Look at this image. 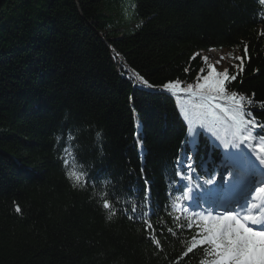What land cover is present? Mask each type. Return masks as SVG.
I'll use <instances>...</instances> for the list:
<instances>
[{
  "label": "trees",
  "instance_id": "1",
  "mask_svg": "<svg viewBox=\"0 0 264 264\" xmlns=\"http://www.w3.org/2000/svg\"><path fill=\"white\" fill-rule=\"evenodd\" d=\"M225 50L237 56L228 70L236 77L228 90L253 100L245 107L258 126L250 128L251 140L244 145L259 161L264 148V5L259 0H4L0 264L211 259L201 248L184 255L196 230H189L183 217L174 218L180 209L172 205L187 185L176 175L187 172V146L198 155L191 158L199 208L208 204L206 191L218 189L224 170L239 174L237 180L258 171L233 155L247 157L243 146L223 147L232 129L224 114L218 113L214 124L211 118L199 121L192 114L196 97L163 86L202 83L210 63L205 54ZM216 146L215 156L199 157L204 148ZM70 170L84 171L96 186L87 179L74 187ZM101 196L116 209L111 220ZM145 217L152 225L148 232L141 223Z\"/></svg>",
  "mask_w": 264,
  "mask_h": 264
},
{
  "label": "snow or ice",
  "instance_id": "2",
  "mask_svg": "<svg viewBox=\"0 0 264 264\" xmlns=\"http://www.w3.org/2000/svg\"><path fill=\"white\" fill-rule=\"evenodd\" d=\"M259 2L264 5V0H259ZM204 59L207 60V57ZM201 79L202 83L198 81L197 84H189L186 88L181 87L180 81L166 83L163 87L169 92H186L196 97L199 103L192 106L194 109L192 114L199 121H208L211 118V122L214 124L220 119L218 113L226 114L231 122L232 129L230 138L224 139L223 147L225 149H240L242 143L251 140L250 128L258 126L253 118L248 116L245 107L246 105H252L253 100L250 97L228 90L226 85L235 80L236 77L234 75L230 76L227 69L221 73L217 71L215 66L209 65L207 75H203ZM143 83L147 85L148 82L143 81ZM196 89L199 90L196 91ZM223 101L228 103L225 104ZM96 139L97 141L100 140V133L96 134ZM261 139L264 140V137ZM191 142H197L195 136H193ZM233 155L246 163L250 169L255 168L250 156L245 157L241 152ZM257 158L260 164L264 165V148L259 150ZM184 168L187 169V172L177 171L176 173L180 180L188 181L186 190L183 191L182 197L178 200L196 201V207H201L199 203L201 198L194 194L192 186L193 166L191 156L188 157ZM67 175L73 181L74 187H83L87 183V174L84 171L70 170ZM206 183L212 184L213 181L208 180ZM196 187L199 188V185ZM218 191V189H208L205 195L209 198H215ZM254 191L255 196H251L249 193L251 200L255 201L264 196V187L254 188ZM101 199L103 200L102 207L109 210L108 219L111 220L112 216L116 214V209L109 200L104 199L103 196H101ZM172 207L180 209V212L174 217L175 219L179 220L183 217L187 222L186 227L189 230L193 228L196 230L184 255L201 248L204 256L211 258L202 260L201 264H264V231H254L252 227H249V224H264V212L260 211L261 208H264V203L257 204L253 202L249 204L246 199L244 207L246 209L250 208L252 212L242 216L237 215L232 210H225L223 213L217 212L211 204L207 208H202L199 212H188L187 207L179 203L172 205ZM136 210L137 206L133 204L131 211L135 213ZM16 211H21L18 205ZM186 212L188 214L185 216L184 213ZM145 223L147 228L152 227L149 222L146 221ZM180 226L183 227V225ZM152 240L157 247L160 246V241L155 236L152 237Z\"/></svg>",
  "mask_w": 264,
  "mask_h": 264
},
{
  "label": "rangeland",
  "instance_id": "3",
  "mask_svg": "<svg viewBox=\"0 0 264 264\" xmlns=\"http://www.w3.org/2000/svg\"><path fill=\"white\" fill-rule=\"evenodd\" d=\"M232 56H233V58L231 59ZM204 57H207V60L210 62L209 65L215 66L217 71L222 73L225 69L229 70L230 67L233 66V65H231V62H233V59L235 60L237 56H235V53H229V52H225V51H223V52L210 51V52L206 53ZM221 57H223V59H221ZM217 61H219V63H217ZM226 159H228L227 155H226ZM261 175L264 178V171L262 172ZM223 178H224L223 179L224 182H223V184H221V188L223 189V192L225 194V200L227 198L230 200L232 198L231 195H236L238 192H240V189H242L243 187H246L250 184V188H248L246 190L243 198L247 199V202L251 201V202H255L257 204L264 203V196H261L260 198L256 199L255 201L250 199L249 193L251 194V196H255L254 188H258V186H252L251 180H246L242 185L239 184V186H236L235 184H233L234 183L233 180L237 179V174H236V172H233V170H227L226 172H224ZM260 184H262L263 185L262 187H264V180H260L258 182V185H260ZM241 206H244V205H240V207ZM217 209H222V208L218 207ZM218 212H220V211H218ZM223 212L224 211H221L220 213H223Z\"/></svg>",
  "mask_w": 264,
  "mask_h": 264
},
{
  "label": "bare ground",
  "instance_id": "4",
  "mask_svg": "<svg viewBox=\"0 0 264 264\" xmlns=\"http://www.w3.org/2000/svg\"><path fill=\"white\" fill-rule=\"evenodd\" d=\"M4 1V0H3ZM221 52H223V51H221ZM225 52H229L230 53V51H227V50H225ZM233 58V56L231 57V59ZM235 64V61H234V59H233V62H231V65H234ZM180 92V91H179ZM182 95H183V93H182ZM186 96H187V98L189 97V94L188 93H186ZM187 101H188V99H187ZM220 114H224V113H220ZM225 116H226V114H224ZM220 138H221V136L219 135L218 136V139L214 142V143H216V145L217 144H219V140H220ZM187 151H189V156H198L197 155V152H195V151H193V152H190V148H189V146H187ZM218 152V146H216V147H214V148H204L203 149V151L200 153V156L199 157H202V158H209V157H212V156H215V154ZM187 159V158H186ZM87 179H88V181L91 183V186H93V187H95L96 186V183H95V181H94V179L93 178H90L89 176H87ZM187 183H188V181H187ZM181 184V183H180ZM86 185V184H85ZM181 186V185H180ZM186 203H187V207L189 208V210H192V211H195V212H199L200 210L196 207V203H194V202H192V201H186ZM179 204H181V201H180V199H179ZM229 205H231V203L229 202L228 203ZM138 217V215H135V218H137ZM150 222V220L148 219V217H145V221L143 220L141 223L143 224V226H144V228H145V232H148L149 231V228H147L146 227V223L145 222ZM151 224V223H150ZM151 229V228H150ZM259 229H261L262 231H264V225L261 227V228H259Z\"/></svg>",
  "mask_w": 264,
  "mask_h": 264
},
{
  "label": "water",
  "instance_id": "5",
  "mask_svg": "<svg viewBox=\"0 0 264 264\" xmlns=\"http://www.w3.org/2000/svg\"><path fill=\"white\" fill-rule=\"evenodd\" d=\"M2 2H3V0H0V7H1Z\"/></svg>",
  "mask_w": 264,
  "mask_h": 264
}]
</instances>
